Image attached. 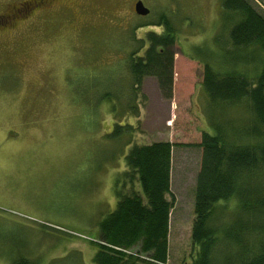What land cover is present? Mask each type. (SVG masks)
I'll use <instances>...</instances> for the list:
<instances>
[{"label":"rangeland","instance_id":"374dc122","mask_svg":"<svg viewBox=\"0 0 264 264\" xmlns=\"http://www.w3.org/2000/svg\"><path fill=\"white\" fill-rule=\"evenodd\" d=\"M22 1L0 0V264L17 256L46 264L71 250L81 264H96V222L114 209V188L146 202L137 177L130 181L124 173L123 154L152 142L172 144L164 264H187L201 152L195 144L208 130L202 56L219 50L223 0H141L146 16L135 13L137 0H52L49 8L7 22ZM246 1L264 15V0ZM161 18L173 32L171 97L162 96L154 76H144L138 117H123L134 126L131 136L107 138L110 103L102 99L90 113L86 100L99 90L85 82L90 74L101 82L108 72L118 81L129 51L143 56L149 36L162 35ZM139 247L124 252L146 257Z\"/></svg>","mask_w":264,"mask_h":264},{"label":"trees","instance_id":"16d2710c","mask_svg":"<svg viewBox=\"0 0 264 264\" xmlns=\"http://www.w3.org/2000/svg\"><path fill=\"white\" fill-rule=\"evenodd\" d=\"M221 9L227 22L225 34L215 38L219 50H204L202 56L208 130L195 144L201 152L193 186L194 250L187 264H264V15L246 0H223ZM165 21L161 18L162 35L149 36L143 56L134 57L136 48L129 51L128 69L118 81L108 72L101 82L94 81L95 74L85 82L99 90L86 100L90 113L100 100L110 103L107 138L131 136L134 126L123 117L128 112L138 117L135 97L144 76H154L162 96L171 97L173 32ZM130 143L131 138L120 147ZM171 156L169 142L132 144L123 154L124 173L130 181L137 177L146 202L136 192L121 194L114 188V209L96 222V264L166 262ZM136 242L146 257L124 252ZM81 263L79 252L71 250L46 264ZM11 264L40 263L17 256Z\"/></svg>","mask_w":264,"mask_h":264},{"label":"flooded vegetation","instance_id":"af4514ba","mask_svg":"<svg viewBox=\"0 0 264 264\" xmlns=\"http://www.w3.org/2000/svg\"><path fill=\"white\" fill-rule=\"evenodd\" d=\"M51 1L52 0H24V1L20 2L17 7H14L12 13L8 16L7 22L11 21V20H15L16 16L19 15L21 17L25 14V12H30V10L32 11V9H35V8L36 9L34 11H37V10L42 9V8H49L47 6H50ZM133 9H134V6H133ZM148 14L149 13L141 15V16H146ZM138 15H140V14H138ZM14 25H15V21L12 24V26H14ZM143 25H146L148 27H152L151 24H147V23H145Z\"/></svg>","mask_w":264,"mask_h":264},{"label":"water","instance_id":"95a60500","mask_svg":"<svg viewBox=\"0 0 264 264\" xmlns=\"http://www.w3.org/2000/svg\"><path fill=\"white\" fill-rule=\"evenodd\" d=\"M134 10L137 14L144 15L149 12L148 7H146L141 0H137L134 3Z\"/></svg>","mask_w":264,"mask_h":264}]
</instances>
